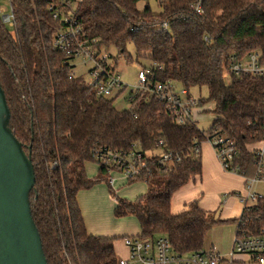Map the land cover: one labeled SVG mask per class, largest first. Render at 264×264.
Wrapping results in <instances>:
<instances>
[{
	"label": "trees",
	"instance_id": "16d2710c",
	"mask_svg": "<svg viewBox=\"0 0 264 264\" xmlns=\"http://www.w3.org/2000/svg\"><path fill=\"white\" fill-rule=\"evenodd\" d=\"M58 1L9 0L12 32L0 19V85L8 126L30 150L35 183L29 204L47 263L119 264L116 237L88 232L77 200L79 190L108 181L102 166L97 178L86 173L98 147L153 151L161 139L180 156L168 169L151 158L146 190L135 200L116 195L107 182L114 215L137 219L140 232L132 236L164 235L174 251L187 253L205 248L207 233L219 222L236 224L235 233L264 228V201L226 220L201 208L197 199L171 211L174 191L201 174L195 149L202 130L195 122L178 124L147 91L132 93L131 107L118 110L112 97H96L82 77L68 78L66 59L52 45L62 27L51 14ZM139 1H146L142 9ZM147 1L76 0L75 16L99 49L118 50L115 60L132 59L126 49L131 42L136 56L160 63L151 81L171 79L188 90L204 86L207 97L198 103H212L206 110L213 114L210 129L216 126L234 140V164L251 173L253 157L246 146L264 136V76L227 74L225 64L231 53L264 54V0H202L200 14L190 7L196 0H156L159 11Z\"/></svg>",
	"mask_w": 264,
	"mask_h": 264
},
{
	"label": "built area",
	"instance_id": "2783aa9c",
	"mask_svg": "<svg viewBox=\"0 0 264 264\" xmlns=\"http://www.w3.org/2000/svg\"><path fill=\"white\" fill-rule=\"evenodd\" d=\"M201 1L196 0L190 7L196 13H201ZM76 0H59L52 3V17L62 22L53 38L52 45L62 53L69 67L68 78L82 77L85 85L96 97H110L113 93H119L126 88L110 63L114 57L108 50L99 49L95 39H91L81 23L75 16ZM3 23L14 25V16L10 6V12L0 15ZM163 26H167L163 22ZM75 60L83 66H87L89 77L84 74L76 75L73 67ZM161 64L155 61L144 66L137 73L138 83L129 93L147 91L156 100L164 104L168 114L174 117L178 124L194 122L192 111L199 106L189 90L181 85L176 86L175 81H151L153 72L161 69ZM225 72L234 76L256 75L264 76V54L261 51H250L246 54L231 53L226 60ZM204 135V134H203ZM205 138V135H204ZM212 146L215 155L225 171L236 173L243 178V190L238 191L241 213L252 210L254 205L264 201V192L259 193L255 187L264 186V136L250 144L247 151L253 157L252 172L247 173L244 167L234 164L238 153L237 146L231 138L221 132L216 126L212 127L206 137ZM199 150L196 147L195 152ZM93 160L98 166L107 171V179L112 184L111 170H117L125 179L143 180L150 176L149 160L153 158L157 167L168 169L174 159L178 161L180 156L167 150L161 139L154 146L153 151L143 152L133 146L130 149H109L98 147L92 151ZM226 198L223 200L225 201ZM240 213V214H241ZM127 248L125 256H119V264H264V228L257 232L247 233L239 228L235 233L230 252L227 256L220 255L213 247H206L198 251L187 253L174 251L169 240L164 235L154 239L147 237L125 236L122 238Z\"/></svg>",
	"mask_w": 264,
	"mask_h": 264
},
{
	"label": "rangeland",
	"instance_id": "374dc122",
	"mask_svg": "<svg viewBox=\"0 0 264 264\" xmlns=\"http://www.w3.org/2000/svg\"><path fill=\"white\" fill-rule=\"evenodd\" d=\"M144 2L146 4V1ZM147 2L154 11H159L160 8L156 0H148ZM140 6H142V3H140ZM3 10L7 13L10 12L9 0H0V15ZM4 24L10 32L13 31L12 25L7 22ZM126 49L132 56L131 60H127L124 56H119L117 60H115L114 57L118 55V50L115 47H111L108 50L114 56L111 59L110 63L115 66V70L118 73L120 80L127 85L126 88L121 92L113 93L110 96L113 98L114 107L118 110L128 109L131 107V102L128 96L130 91L133 90V87L138 83L137 73L144 66L150 64V60L148 58H145L143 56H136L134 47L131 42L127 43ZM73 70L76 75L84 74L85 78L89 77L87 73V66L79 64L76 60ZM175 85L179 86V84ZM189 89L191 96L197 101L201 98L205 99L207 97V89L204 86H191ZM209 105H212V103H206L203 106L194 108L192 111V117L196 126L200 128L202 130V133L205 135V138H203V140L200 142L201 158L203 161L204 158L206 159L210 156L211 152L209 150L212 149L210 144L207 142L206 137L210 130V126L213 120V114L209 111L203 110V107H205L206 109ZM85 168L87 176L89 178H97L98 164L96 161L91 160L86 162ZM214 171V175H216L217 180L210 181L213 186H216L217 184L220 185V183L228 186L235 185L236 183L238 184L236 180L223 181L221 179V172H218V166ZM110 176L113 179V182L112 184H109L111 185L115 194L120 197L126 198L128 200H135L137 196L143 194L146 190V183L143 180H137L134 183H129L125 179V177L117 170H111ZM107 182L108 181L106 180H100L90 188H88L91 192L94 193L95 200H98L97 202L85 201L82 196L78 197V202L85 219L86 227L89 230H93L94 232H107L111 235H114L116 237L115 240L117 241L120 239V237H122L120 235L127 233L138 234L140 232L139 225L137 219L133 215L119 217L115 216L112 212V196L109 193ZM190 182H192V180H190ZM243 189L244 188H240L238 190L230 192V196H227L228 194H223L221 203L215 201L213 197L206 198V210L215 212L216 217L224 220L228 218L238 217L241 213V210H239L237 203H239L240 206L241 204L239 202V195L236 193H238V191H242ZM255 189L259 193L264 192V186L262 184L257 185ZM102 192L105 196L101 198L102 202L98 203L100 201V197L97 195H100ZM225 198L226 201L224 202L223 200ZM81 203L83 204L84 209H82L83 207ZM183 204V200L178 199L177 192H174L171 197V208H182ZM235 230L236 224L230 221H224L214 224L206 235L204 247L206 248L211 246L220 255L227 256L230 252L231 245L235 237ZM115 246L117 253L119 255H122L123 250L119 249L117 244ZM242 264L250 263L243 262Z\"/></svg>",
	"mask_w": 264,
	"mask_h": 264
},
{
	"label": "water",
	"instance_id": "95a60500",
	"mask_svg": "<svg viewBox=\"0 0 264 264\" xmlns=\"http://www.w3.org/2000/svg\"><path fill=\"white\" fill-rule=\"evenodd\" d=\"M8 120L0 85V264H48L29 204L35 183L30 150H24Z\"/></svg>",
	"mask_w": 264,
	"mask_h": 264
},
{
	"label": "crops",
	"instance_id": "0c3cea01",
	"mask_svg": "<svg viewBox=\"0 0 264 264\" xmlns=\"http://www.w3.org/2000/svg\"><path fill=\"white\" fill-rule=\"evenodd\" d=\"M140 3H142V6H140ZM144 4H145L144 1H139L137 4V7L139 9H142L144 7ZM189 93H190V90H189ZM211 107H212V105H209L206 109H205V107H203L204 108L203 110L206 111L207 109H209ZM211 148H212V146H211ZM209 151L211 153H210V156L208 158H206V159L204 158V161L201 158V165H202L201 166V174L199 176L195 177L194 179H192V182L188 181L182 187H180L176 191H174V192H177V198L182 199L184 204L187 202H190L194 199H197L199 206L205 210H206V205H205L206 198L213 197L215 201H217L218 203L219 202L221 203L223 194H228L227 196H230V194H231L230 192H232L234 190H238L240 188H243L242 176L239 174L231 173V172H228V171L221 169V165H220V163H219V161L215 155L213 148ZM199 153H200V157H201V143L199 145ZM217 166H218V172H221V174H222L221 179L223 181L236 180V182H238V184L236 183L235 185L228 186V185L220 183V185L217 184L216 186H213V184H211L210 181L217 180L216 175H214V172H215L214 170L217 168ZM79 196H82L85 199V201H93V202L98 201V200H95V195L93 192L90 191V189L79 190L78 194H77V200H78ZM97 196L100 197V201L98 203H101L102 202L101 198H103L105 196L104 193L102 192L100 195H97ZM114 204H115V201H114V198L112 197V212L114 209ZM184 204H183L182 208H178V209H172L171 208V211L173 213H177V212L181 211L184 208ZM237 205L239 207V210H241L240 209L241 206L239 205V203H237ZM79 207H80V205H79ZM82 207H83L82 209H84L83 204H82ZM80 210H81V207H80ZM87 230H88V232H90L94 235L114 236V235H111L107 232H94L93 230H89L88 228H87ZM132 235H135V234H133V233L123 234V235H120L122 237H120V239L118 241L117 240L113 241L114 251L118 256H125L127 254V248L124 246L122 238L125 236H132ZM116 244L118 245L119 249L123 250L122 255H119L117 253L116 246H115Z\"/></svg>",
	"mask_w": 264,
	"mask_h": 264
}]
</instances>
